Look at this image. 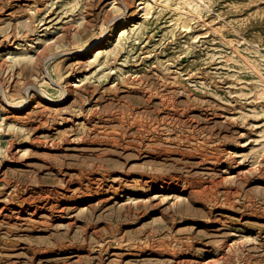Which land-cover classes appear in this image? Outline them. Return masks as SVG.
<instances>
[{"label":"rangeland","instance_id":"374dc122","mask_svg":"<svg viewBox=\"0 0 264 264\" xmlns=\"http://www.w3.org/2000/svg\"><path fill=\"white\" fill-rule=\"evenodd\" d=\"M142 1L113 20L114 0H0L11 99L28 80L60 100L15 55L64 28L54 78L78 87L57 106L33 101L28 121L0 106V264H264V0H158L147 14ZM178 2L193 8L186 27ZM100 34L103 47L81 57ZM43 113L55 121L37 126ZM48 202L67 209L32 214Z\"/></svg>","mask_w":264,"mask_h":264},{"label":"bare ground","instance_id":"6f19581e","mask_svg":"<svg viewBox=\"0 0 264 264\" xmlns=\"http://www.w3.org/2000/svg\"><path fill=\"white\" fill-rule=\"evenodd\" d=\"M133 1L134 0H114L115 3H118L119 5L118 6H121L120 8H122V11L114 16V18H110V19H116V18H124L127 13H125V11L127 9H130V7L133 5ZM163 0H161L162 2ZM158 3V0H143L141 2V4L143 5L142 7V10L144 11L145 14H147L153 7V5L157 4ZM7 4V3H6ZM10 4V3H9ZM189 4V3H188ZM12 7V6H11ZM78 5L70 8V9H67V11H73L75 8H77ZM92 10V5L90 4H85L83 6L80 5L79 7V15L82 16V19L81 20H84L85 21V26H88L90 23H91V20H90V14L92 13L91 12ZM174 23L177 24H181L182 26L186 27L189 25V21H190V18L189 16L192 15V11H193V8L192 6L189 8V9H185L179 2L177 3V6L176 8H174ZM91 12V13H90ZM93 14V13H92ZM7 15V14H6ZM107 17V16H105ZM111 17V16H110ZM86 18V19H85ZM106 18H104V21H105ZM109 19V20H110ZM108 20V21H109ZM8 21V20H7ZM107 22V21H106ZM108 23V22H107ZM107 23L106 26H107ZM103 24V23H102ZM124 24L122 25H119L118 27H122ZM104 26V25H103ZM104 26V27H106ZM105 31V30H104ZM125 29L121 32V34L119 35V39L123 38L124 35H125ZM70 32L68 31L67 28H64L63 31H62V34L60 36H58L54 42V44H45L42 49H40L39 51L36 52V54L34 56H29L28 53H25V52H22V53H19L17 55H15V58H16V61L18 62H26L27 64L30 63V65L32 66V69H36L35 66H38L40 67V69L42 70V73L46 76V79L49 80V82H51L52 85L58 87L61 91V96H60V100L58 102H53L51 100H49V97L41 92L35 84H33L31 81H26L24 80V83L22 85V87H25L24 91L25 93L21 95L20 99L16 102H14L13 99H11V96H9L10 94H8L9 91L11 90H16V88L18 87V83L17 81H12V82H7V81H0V106L4 109V112H3V116H5L4 118L5 119H8L11 121H15L19 118L21 119H25L26 121H28L31 116H32V113L34 112L33 110H31V104L33 101H36L37 104H42L43 106H57V105H60L62 103H66L68 101H70V96L73 94L74 91H77V88L76 87L77 85L72 86L71 84V87L70 88H62L55 80L54 76H58V73L57 71L59 70L60 66H61V63H64L65 61H57L56 60V57L57 55L59 54L58 51H54V45L59 43L63 38L67 37V35L69 34ZM6 36H5V39H3V41L5 40L6 41ZM8 42V41H7ZM51 42V41H50ZM53 42V41H52ZM49 43V42H48ZM1 44V43H0ZM6 46V45H5ZM10 46V45H9ZM103 47V39H102V34H100L90 45H87V46H83L81 47L79 50H82L83 48H86L84 49V51H80L79 52V55L80 54H83L81 55V57H84L89 54V52H91V50H93L94 48L96 49H100ZM3 51V50H2ZM100 52V51H99ZM98 52V53H99ZM66 53V52H65ZM71 53V52H68V54ZM67 54V55H68ZM97 57V56H96ZM62 59V58H61ZM65 59V58H63ZM53 60L54 64L52 66V70L49 71L48 67H47V64ZM67 60V59H66ZM78 62V61H76ZM1 64V62H0ZM2 66V65H1ZM19 70H22L19 68ZM71 70V69H70ZM1 71V70H0ZM12 75V74H11ZM31 75V74H30ZM60 75V74H59ZM1 77V76H0ZM20 78V77H19ZM24 79V78H23ZM20 80V79H19ZM69 81V80H68ZM72 82V81H71ZM66 83V82H65ZM69 83V82H68ZM61 84V83H60ZM49 85V84H48ZM65 85V84H64ZM57 89V88H56ZM33 93V95H30L31 92ZM83 92V91H82ZM9 97H8V96ZM80 101V100H79ZM25 104V106H23ZM36 104V105H37ZM162 104V103H161ZM167 108V107H166ZM34 109V108H33ZM56 110V109H54ZM172 110V109H171ZM177 111V110H176ZM170 112V111H169ZM179 113V112H178ZM39 114V113H38ZM94 114V113H93ZM165 114V113H164ZM171 115V114H170ZM84 116V115H83ZM93 116V115H92ZM55 116H52L50 115L49 113H43L41 114V117L38 119L39 123L37 126H43V125H46V123H48L49 121H55L54 120ZM61 118V117H60ZM63 118V117H62ZM87 118V117H86ZM96 118V117H95ZM167 119V117H166ZM92 120V118H91ZM25 121V122H26ZM85 121V120H84ZM108 121V120H107ZM96 123V122H95ZM106 123V122H105ZM55 124V123H54ZM85 124V123H84ZM89 125V124H88ZM98 125V124H97ZM102 125V124H101ZM158 126V125H157ZM156 126V128H157ZM34 128H37L36 126ZM141 128V127H140ZM39 129V128H38ZM91 130V129H90ZM111 130V129H110ZM161 130V129H160ZM109 131V130H108ZM141 132H144L140 129ZM151 131H156V129H150L149 131H147V134L150 133ZM89 132V131H88ZM151 134V133H150ZM154 134V133H153ZM37 136V135H36ZM39 138V137H38ZM183 139V137H181ZM160 140V139H159ZM12 141V140H11ZM45 141V140H44ZM43 141V142H44ZM13 142V141H12ZM36 142V141H35ZM41 142V143H40ZM39 144H42V141H40ZM151 142V141H150ZM9 143V142H8ZM11 143V142H10ZM9 143V144H10ZM90 143V142H89ZM58 143H56L55 145H57ZM11 145V144H10ZM190 145V144H189ZM49 147V146H48ZM54 147V146H53ZM153 147V146H152ZM186 147V146H185ZM47 148V147H46ZM178 148V147H177ZM51 149V148H50ZM162 150V149H160ZM154 151V150H152ZM174 151V150H173ZM172 153V152H171ZM176 153V152H175ZM178 153V152H177ZM160 154V153H159ZM189 155V154H188ZM193 155V154H192ZM159 156V155H158ZM187 156V155H186ZM200 157V156H199ZM180 159V158H179ZM201 159V158H200ZM205 159V158H204ZM181 160V159H180ZM181 162V161H180ZM47 165V164H45ZM97 170V168H96ZM48 171V170H47ZM95 171V170H93ZM99 172V171H98ZM91 173V172H90ZM98 174V173H97ZM96 174V175H97ZM138 175V174H137ZM83 176V175H82ZM101 176L103 177V174H101ZM107 176V175H106ZM174 176V175H173ZM172 176V177H173ZM154 177V176H153ZM152 176H145L144 174H140L138 176V180L140 182H143V183H146L147 185H153V183L155 182L154 179H153ZM162 177V176H160ZM169 177V176H168ZM171 177V178H172ZM181 177V176H180ZM115 178V177H114ZM183 178V177H181ZM2 178H0V181ZM167 179V178H166ZM170 179V178H169ZM137 180V182H138ZM177 180V179H176ZM63 181V180H62ZM109 181V180H108ZM164 181V180H163ZM188 181V180H187ZM7 182V181H6ZM6 182H4L6 184ZM14 182V181H13ZM12 182V183H13ZM71 182V181H70ZM120 182V181H119ZM136 182V184H137ZM182 182V181H181ZM66 183V182H65ZM165 183V182H164ZM175 183V182H174ZM199 183V182H198ZM209 183V182H208ZM100 184V183H99ZM165 184L169 185L168 182H166ZM189 184V183H188ZM10 185V184H9ZM95 185V184H94ZM138 185V184H137ZM146 186V185H145ZM14 191H16L18 189V187L16 185H11L10 186ZM29 187V186H28ZM187 187V186H185ZM191 187V186H190ZM54 188V187H53ZM112 188V187H111ZM174 189H177L175 187H173ZM180 188V187H179ZM25 189V188H23ZM155 189V188H154ZM201 189V188H200ZM52 190V189H51ZM54 190V189H53ZM79 190V189H78ZM84 190V189H83ZM182 190V189H180ZM197 190V189H196ZM27 191V190H26ZM43 191V190H41ZM99 191V190H98ZM189 191V190H188ZM49 192V191H48ZM93 192V191H92ZM9 193V192H8ZM61 193V192H60ZM191 193V192H190ZM202 193V192H201ZM64 194V193H63ZM76 194V193H75ZM186 194V193H185ZM19 195V194H17ZM102 195V194H101ZM196 195V194H195ZM11 196V195H10ZM90 196V195H89ZM19 197V196H18ZM47 197V196H46ZM93 197V196H92ZM187 197V196H186ZM45 198V197H44ZM50 198V197H49ZM64 198V197H63ZM47 199V198H46ZM27 200V199H26ZM26 200L24 202H26ZM13 201V200H12ZM18 201V200H17ZM55 201V200H54ZM92 201V200H91ZM42 203V202H41ZM45 203V202H44ZM85 203V202H84ZM98 203V202H97ZM30 204V203H29ZM46 204V203H45ZM49 206H47V208H45L44 206H35L34 207V210L32 212L33 215L37 214L39 211L41 213L43 212H46L48 216H53L54 213L56 212H61V214L64 213V211L67 209V207H62L61 205L58 206V204L56 203H51V202H48L47 203ZM9 205V204H8ZM4 206V205H3ZM89 206V205H88ZM3 208V207H2ZM1 208V209H2ZM5 208V207H4ZM77 208V207H76ZM41 209H45V210H41ZM27 210V209H26ZM2 211V210H1ZM24 211V208H21L19 209V212H23ZM9 212V211H8ZM5 214V213H4ZM55 215V214H54ZM58 216L57 217H60V214H57ZM67 215V214H66ZM20 219V217H18ZM3 219V218H2ZM50 219V218H49ZM75 220V219H74ZM5 222V221H4ZM69 222V221H68ZM73 222V221H72ZM185 260V259H184Z\"/></svg>","mask_w":264,"mask_h":264}]
</instances>
